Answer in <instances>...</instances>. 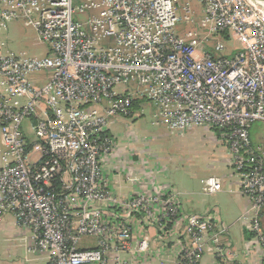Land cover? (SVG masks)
Instances as JSON below:
<instances>
[{
	"label": "built area",
	"instance_id": "obj_1",
	"mask_svg": "<svg viewBox=\"0 0 264 264\" xmlns=\"http://www.w3.org/2000/svg\"><path fill=\"white\" fill-rule=\"evenodd\" d=\"M192 1L0 0V21H28L48 45L47 55L26 56L0 43V216L30 234L28 254L48 264H200L220 244L219 210L186 212L138 151L126 156L140 165L125 170L134 190H117L110 124L143 99L139 111L151 104L155 124L219 130L248 200L241 219L264 257V16H247L244 0H196L209 25L200 35L182 30L196 18ZM216 35L238 51L210 50ZM203 184L222 190L215 176Z\"/></svg>",
	"mask_w": 264,
	"mask_h": 264
},
{
	"label": "crops",
	"instance_id": "obj_2",
	"mask_svg": "<svg viewBox=\"0 0 264 264\" xmlns=\"http://www.w3.org/2000/svg\"><path fill=\"white\" fill-rule=\"evenodd\" d=\"M192 3L194 5L193 7L196 13V17L202 19L203 9L201 5L197 1H193ZM23 21L26 20L9 19L6 20L5 22L0 21V30L3 28L4 29L7 28L8 26L7 24H10L11 22L22 23ZM0 43L4 48L5 44L1 40V38H0ZM4 52L14 53V54L23 53L26 56H29L25 52L16 53V52H8L5 50ZM47 54H48V48L46 54H44L43 56ZM139 114L140 111H138V114L136 115L133 114V116L138 117ZM119 119L121 118L113 119L111 124L113 122L115 123ZM27 127L29 130V126ZM168 130L171 131L172 133L175 132L170 129ZM175 133H176L175 136H172L170 134L171 136L168 138L167 143H169L172 148H174V145L175 147L179 148L180 151L179 154H176L175 152L174 154H171V150L168 149V146L165 145L162 141L159 142L158 140L155 141L154 145H153L154 140H152L151 144L152 146L155 147L154 151L152 150V152L151 151L149 152L146 149L142 151L134 150L135 147L139 146L138 144L131 145L130 142L132 140L129 138L121 142L120 141L121 139L119 138H123L124 137L123 134H120L119 136L115 134L118 141L120 142V149H121V151L118 152L113 158L117 168H119V172H115L113 174V179L117 183V190L119 191V193H121V195H128L129 192L134 190L133 181H132L133 179H127L125 175V170L128 169L126 167L130 166V162L127 164V161H129L130 158H126V156L131 155L133 151L135 152L138 151L140 154L138 157L135 158H137L138 161L141 160V158L146 159L150 167L152 168L157 167L161 170L162 173L158 174L159 175L158 181L160 183L171 184L173 188L176 189L182 201L184 210H186V212L202 214L209 212L214 208H217L219 210L222 223L229 227L227 234L233 241L232 248L234 246L235 248L234 251H236L237 254V260H241V258L243 260L244 254L242 251L244 247V241L245 239L248 240L249 237L247 236L249 231L246 224L242 222L241 216L243 212L246 210V207L248 206V200L247 197L240 190L239 176L234 172V170H232L230 173H227L228 167L229 168L231 167L229 164L230 155H229L228 147L224 144V142L220 141L217 138L216 134L211 130H209V128L199 127V128H194L190 130H185L183 132H175ZM162 138L164 139V137ZM2 147H3V142L0 136V149ZM173 150H175V148ZM202 150L204 154L206 151H208V153L211 156V159L209 158V160L206 159V155L204 157L202 177L200 179L202 186L204 187L203 181L206 178L210 176L218 177L220 179V182L222 183L221 192L231 195V205L233 208L228 207L227 209L226 208L223 209L218 204L212 205L210 203H206L204 205L199 204V206L195 205L189 208L187 206L190 205L186 203L187 206H185L184 196H195V193L193 191L183 190V188L180 187V185L178 184V181L180 180L179 177L182 175V170H183V167H181L180 163L191 162L190 158L185 160V158L182 159V156L193 152L196 155H198L202 152ZM153 153L156 157V161L152 163L150 160L154 156ZM0 164H1V158H0ZM139 166L140 165L136 164L132 167L130 166V169L137 171V169L140 168ZM193 178H194V174H193ZM128 183L129 185H127ZM203 187H202V193H204L205 195H210L209 193H206L204 191ZM216 193H220V192H216ZM233 209L235 210L236 213L235 212L233 213ZM263 228H264V215H263ZM29 235L30 234L27 231H24L21 228H19L12 215L0 216V264H48V260L42 258H36L28 254L27 245L29 243L28 241ZM95 245H96V241L94 239L86 240L85 242L82 243L83 248H93L95 247ZM215 263L216 262L213 260L212 251L205 252L200 262V264H215ZM216 264H224V263L217 262ZM254 264H258V263L256 262Z\"/></svg>",
	"mask_w": 264,
	"mask_h": 264
},
{
	"label": "rangeland",
	"instance_id": "obj_3",
	"mask_svg": "<svg viewBox=\"0 0 264 264\" xmlns=\"http://www.w3.org/2000/svg\"><path fill=\"white\" fill-rule=\"evenodd\" d=\"M244 1L248 4L249 8H254V13L247 12V16L250 17L252 16V14H254L255 17L264 16V10L260 5H258L252 0H244ZM191 3L190 5H192L193 7L194 5L193 3L192 4ZM204 15L205 14H203L202 19L196 17L194 22L188 21L186 24L183 25L182 30L186 31L189 29H197L200 35H204V31L208 30V26H209L207 23L203 22L205 18ZM7 25H8L7 28L5 29L3 28L0 30V38L5 44L4 46L5 51L16 52V53L25 52L29 56H43L44 54H46L48 45L39 37L36 29L28 21H23L22 23L11 22L10 24ZM217 42H222L225 46V50L223 51V53L218 55H226L232 57L236 53V51H238L236 47L239 46L236 45L234 38L229 39V37L224 38V36H217V35L215 38H212L210 41H208L209 49L211 50ZM153 112H154V108L151 106V104H149L145 107L144 112L139 114L140 117L133 116L130 118H121L115 123L113 122L112 124H110V129L112 133L118 136L120 134H123L124 137L119 138L121 139L120 140L121 142L129 138L132 140L130 142L131 145L138 144L139 146L135 147L134 150L146 149L147 151L152 152V150L154 151L155 149V147L152 146L151 144L152 140H154L153 145L155 141L158 140L159 142L162 141L165 145L168 146V149L171 150V154H174V152L176 154H179L180 153L179 148L175 147L174 145L175 150H173L174 148H172L170 144L167 143L168 138L171 135L175 136L176 133L175 132L172 133L171 131H169L168 128L163 124H155L154 123L155 118ZM259 131H261V124L256 123L251 130V137L254 139V136L258 134ZM162 137H164L166 141ZM205 155H206V159L208 160L209 158L211 159V156L208 153V151H206L204 154L203 150L198 155H196L193 152L182 156V159L185 158V160L190 158L192 163L191 162L180 163L181 167H183V170H182V175L179 177L180 180L178 181V184L180 185V187L183 188V190L193 191L195 193V196H184L185 206H187L186 203L190 205L187 206L188 208L195 205L199 206V204L204 205L206 203H210L212 205L218 204L223 209L225 208L227 209L228 207L233 208L231 205L230 194L222 193L221 191L220 193H215L210 195H205L204 193H202L203 186L200 179L202 177V168L204 165L203 162ZM150 161L152 163L156 161L155 155L151 158ZM232 170L233 169L231 167L230 168L228 167L227 173H230ZM193 174H194V178H193ZM127 185H129V183ZM246 210H248V206L246 207ZM234 212L235 210L233 209V213ZM224 227H225L224 229L228 233L229 227L227 225H224ZM248 231L250 237L248 238V240L245 239L244 241V247L242 251L244 254L243 260L242 258L241 260H237V254L236 251H234L235 250L234 246L232 248L233 241L231 240V238L227 233H223L221 235L220 244L218 246H212L211 249H207L205 252L212 251L213 260L216 263L221 262L224 264H254L257 262L258 264H264V257L261 256L262 254L261 251L253 244L254 243L253 232L250 229H248ZM150 234L153 236L156 235V232L153 228L150 229ZM178 236L183 241H190L191 239L190 236H188L186 233L182 236L181 235ZM173 241L176 240L173 239ZM175 244L176 243H174V245Z\"/></svg>",
	"mask_w": 264,
	"mask_h": 264
},
{
	"label": "trees",
	"instance_id": "obj_4",
	"mask_svg": "<svg viewBox=\"0 0 264 264\" xmlns=\"http://www.w3.org/2000/svg\"><path fill=\"white\" fill-rule=\"evenodd\" d=\"M143 101V99H137V100H134L133 101V105H132V112H133V114L134 115H136V114H138V111H139V109H140V104H141V102ZM133 114L132 115H130V117H132L133 116ZM143 115V114H142ZM139 117V116H138ZM255 124L256 123H254V124H252L251 126H250V128H249V130H250V139H251V142H252V146L254 147L257 143H258V134H256L255 136H254V139L251 137V130H252V128H253V126H255ZM216 132V134H217V138L219 139L220 138V136H219V134H220V132H219V130H216L215 131ZM226 145V144H225ZM263 215H264V210H263V212H262V219H261V222H262V227H263ZM263 231H264V228H263ZM247 237H250V234L248 233V236Z\"/></svg>",
	"mask_w": 264,
	"mask_h": 264
},
{
	"label": "water",
	"instance_id": "obj_5",
	"mask_svg": "<svg viewBox=\"0 0 264 264\" xmlns=\"http://www.w3.org/2000/svg\"><path fill=\"white\" fill-rule=\"evenodd\" d=\"M252 1L259 4L264 9V0H252Z\"/></svg>",
	"mask_w": 264,
	"mask_h": 264
},
{
	"label": "bare ground",
	"instance_id": "obj_6",
	"mask_svg": "<svg viewBox=\"0 0 264 264\" xmlns=\"http://www.w3.org/2000/svg\"><path fill=\"white\" fill-rule=\"evenodd\" d=\"M259 5V4H258Z\"/></svg>",
	"mask_w": 264,
	"mask_h": 264
}]
</instances>
